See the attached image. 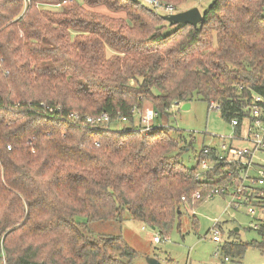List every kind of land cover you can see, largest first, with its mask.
Here are the masks:
<instances>
[{"label": "trees", "instance_id": "1", "mask_svg": "<svg viewBox=\"0 0 264 264\" xmlns=\"http://www.w3.org/2000/svg\"><path fill=\"white\" fill-rule=\"evenodd\" d=\"M83 3L125 19L74 0H30L25 10L23 0H0L5 264H134L140 254L120 236L92 240L83 228L122 225L126 211L167 238L182 207H197L227 179L217 180L225 166L199 181V163L182 164L193 142L157 126L169 110L197 99L218 105L229 123L246 114L253 96L264 102V0H214L196 27L169 25L141 0ZM106 48L115 54L106 57ZM144 101L157 114L147 133L135 130L131 114ZM101 113L112 123L127 117L130 128L82 127L85 117ZM196 192L201 199L193 201ZM252 245L224 240L217 258L239 262Z\"/></svg>", "mask_w": 264, "mask_h": 264}, {"label": "rangeland", "instance_id": "2", "mask_svg": "<svg viewBox=\"0 0 264 264\" xmlns=\"http://www.w3.org/2000/svg\"><path fill=\"white\" fill-rule=\"evenodd\" d=\"M213 1L181 0L167 2V0H160L159 2L175 6L177 9L173 14H170L174 15L179 11L183 12L191 8H197L202 13ZM74 2L85 6L83 0H74ZM48 5L52 11L59 9V7H55L56 4ZM85 8L112 18L125 19L123 12H109L102 5L97 7L85 6ZM160 16L168 15L160 14ZM113 54H115L113 50L106 48V57ZM151 108L152 103L144 101L142 110L138 112L142 115L146 109ZM169 114V119H164L160 124L169 129L171 135L175 130H178L184 134L187 142H193V150L181 154V161L185 167L192 168L198 163V153L203 147L218 143L219 137L231 135L229 124L221 118L220 112L209 109L203 101L195 99L190 103L188 110H183L182 104H180L178 107L171 108ZM138 118L139 116L134 114L133 126L138 125ZM109 126L118 131L128 128L126 123L123 125L117 122H111ZM224 209L225 202L218 197L203 201L192 209L186 206L182 207L179 220L175 222L167 241L158 245L152 242V238L156 233L150 228L142 231V225L133 222L126 211L123 213L124 221L122 225L113 222L89 223L82 231L92 240H95L98 235L120 236L131 248L139 252L140 257L134 260V264H146V257H154L159 260L160 264H218L219 259L215 256L217 245L210 241L215 222L218 220L219 225L216 228L218 229L221 226L218 230L225 241L233 239L237 242L252 243L256 246L248 247L243 259L239 262L235 261V264H264V230L263 234H260L250 229L252 219L245 210H229L226 214H223ZM230 233L233 234L230 235Z\"/></svg>", "mask_w": 264, "mask_h": 264}, {"label": "built area", "instance_id": "3", "mask_svg": "<svg viewBox=\"0 0 264 264\" xmlns=\"http://www.w3.org/2000/svg\"><path fill=\"white\" fill-rule=\"evenodd\" d=\"M144 7L150 8L157 14L170 15L175 9L168 4L160 3L157 0H141ZM30 5V0H23L24 10ZM37 7L50 8L48 4H38ZM59 7V5H55ZM176 107V106H175ZM209 109L219 111V106L211 104ZM244 114L240 118L232 119L228 124L231 129V135L228 137H219L218 143L212 146L203 147L199 154V175L197 179L204 181L203 174L212 172L218 167L225 166L224 175L221 178H227L223 186L213 188L205 197V200H211L215 197L223 199L225 209L223 214L229 210H245L252 219L250 228L259 230L261 224H264V102L259 96H253L249 104L244 108ZM131 114L139 116L138 125L135 130L141 133H147L155 126L157 114L154 110L146 109L143 114L135 109ZM70 117L79 121L77 114H71ZM115 122L125 124L130 128L127 117H120ZM111 124L110 118L101 113L98 116H87L83 120L82 127L86 129L106 130ZM158 127H162L159 123ZM122 131L126 128L121 129ZM203 179V180H202ZM201 199V194L196 192L192 196L193 201ZM186 202L183 197L181 199ZM257 221V223H255ZM219 225L215 222L211 234V241L217 245L215 256L218 255V249L224 243L221 232L216 228ZM146 226H141L145 231ZM167 238L155 234L152 242L155 245L166 242ZM0 264H5L3 250H0ZM219 264H235V261L229 257H223Z\"/></svg>", "mask_w": 264, "mask_h": 264}, {"label": "water", "instance_id": "4", "mask_svg": "<svg viewBox=\"0 0 264 264\" xmlns=\"http://www.w3.org/2000/svg\"><path fill=\"white\" fill-rule=\"evenodd\" d=\"M133 3L138 2V0H129ZM161 18L169 25H190L196 27L202 21V14L197 8H191L189 10L176 13L174 15L161 16ZM190 104L182 105L183 110H188ZM237 231V229H235ZM146 264H160V262L154 257H146Z\"/></svg>", "mask_w": 264, "mask_h": 264}, {"label": "crops", "instance_id": "5", "mask_svg": "<svg viewBox=\"0 0 264 264\" xmlns=\"http://www.w3.org/2000/svg\"><path fill=\"white\" fill-rule=\"evenodd\" d=\"M221 199V198H220ZM223 200V199H222ZM204 201H207V200H204ZM192 214H194V213H192ZM221 227V226H220ZM224 240V239H223ZM210 241H211V239H210ZM212 242V241H211ZM213 243V242H212ZM214 244V243H213ZM216 245V244H215ZM158 260V259H157ZM159 261V260H158ZM218 264H219V260H218Z\"/></svg>", "mask_w": 264, "mask_h": 264}]
</instances>
